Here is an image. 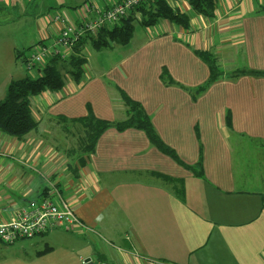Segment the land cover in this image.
I'll use <instances>...</instances> for the list:
<instances>
[{"label": "crops", "instance_id": "1", "mask_svg": "<svg viewBox=\"0 0 264 264\" xmlns=\"http://www.w3.org/2000/svg\"><path fill=\"white\" fill-rule=\"evenodd\" d=\"M119 1L95 0L101 8ZM169 2L190 14L189 28L161 19L136 41L97 51V68L86 63L80 83L68 78L62 90L31 98L37 129L22 138L0 134V222L58 190L100 233L51 229L37 235L45 236L44 253L71 251L73 264H264V77L219 80L196 101L188 91L210 75L193 47L223 56L225 70L264 69V0H217L214 17L196 14L189 0ZM18 3L0 0V8ZM60 28L42 20L32 46ZM14 56L8 49L0 57V100L18 75ZM164 68L178 85L163 82ZM108 81L143 104L186 164L202 157L203 175L152 145L142 129L108 128L85 166L46 142L49 119L80 118L89 105L100 119L123 117L126 106ZM71 232L84 239L69 243Z\"/></svg>", "mask_w": 264, "mask_h": 264}, {"label": "trees", "instance_id": "2", "mask_svg": "<svg viewBox=\"0 0 264 264\" xmlns=\"http://www.w3.org/2000/svg\"><path fill=\"white\" fill-rule=\"evenodd\" d=\"M189 4L196 14L206 17H214L216 14L217 0H189ZM137 19L140 20L139 23L143 26H153L161 19H167L186 29L190 27L191 23L190 14L172 6L169 0H147L133 8L117 23L104 26L96 34L85 35L80 38L68 56L53 55L46 65L42 66L43 72L40 76H25L21 79H14L9 83L5 97L0 100V134L7 133L22 138L37 129L39 122L33 114L31 98L46 91L62 90L68 78L80 83L84 75V65L87 63V57L84 54V43L89 40L92 46L97 49L110 47L114 44H127L134 36ZM193 50L210 68V75L204 83L197 87L188 88L194 101L219 80L234 81L244 75L264 77V69H253L247 65L227 71L222 67L218 56L212 51L197 48H193ZM17 57L22 58L23 53L18 51ZM26 59L27 57L24 61ZM161 78L166 85H178L166 68L163 69ZM108 85L110 90L119 93L121 101L126 106L125 116L123 120L100 119L95 116L89 105L87 116L73 119L75 123H79L84 127L85 132L84 137L80 138V147L83 146L79 159L81 166H85L90 161L91 154L95 152L98 139L108 128L115 127L120 131L137 128L144 130L152 145L160 151L171 156L178 163L192 169L196 175H203L202 157L196 165L186 164L177 151L162 139L153 123L152 116L143 104L132 99L117 85L111 82ZM227 127L231 132H234L231 112L227 114ZM182 194L184 195L183 189Z\"/></svg>", "mask_w": 264, "mask_h": 264}, {"label": "rangeland", "instance_id": "3", "mask_svg": "<svg viewBox=\"0 0 264 264\" xmlns=\"http://www.w3.org/2000/svg\"><path fill=\"white\" fill-rule=\"evenodd\" d=\"M81 2L82 0L67 1L62 7L57 6L55 0H35L34 2L27 1V3L23 2V0H19L17 7L11 8L10 6L7 7L4 5L2 8H0V57L4 58L8 53V49H13V54L15 55L14 57L16 63L18 64V67L16 68L19 69L16 79H21L22 76L37 77L43 72L42 68L39 69L38 67L31 70L27 69L26 63L24 61L26 57L33 56L37 51V45L34 44L32 46V44L39 41L40 37L38 36L37 29L42 20L45 21L46 26L53 25L54 12L57 11L62 16L66 14V17H68L69 21L75 24L76 17L81 10V6L79 8H71V6L78 3L81 4ZM48 12L50 13L47 16L46 22L45 16ZM38 16H41V18ZM139 21L140 20L137 19L135 22L136 30L132 41H136V35L137 39L143 35L145 27H148L141 25ZM54 34L55 33L52 32L51 37L44 40V44L49 49L46 56L47 59L51 58L53 54L51 48L56 44ZM88 42L90 43V48L84 52L87 57V65H91L89 67L96 69L99 63V53H97V51L103 50L111 52L112 50L107 47L97 49L92 46L89 40ZM209 50L215 53L218 56L219 61L222 63L224 60L223 56L218 55L212 49ZM18 51L23 53L22 58L17 57ZM242 67L244 66L238 68ZM232 68L234 67H229V70L227 69V71L235 70ZM108 82L116 85V83L112 81ZM113 93L114 91H112V94ZM124 116L116 117L115 120H123ZM73 119L74 118L68 117L66 115H62L59 120L49 119L46 126H48V128L51 130V133L44 131H42V133L45 134L47 143H50L55 148H63V150L66 149L69 160L71 159L76 166L79 163L81 149L83 147H80V138L84 137L85 132L84 127L79 123H75ZM38 125L40 126V123ZM82 232H84V230ZM71 233H74L68 238V241L71 244L78 242L75 237L84 239L82 236L83 234L81 233ZM44 239L45 236H36L31 238L27 237L18 240L14 244H5L0 241V264H45L47 259H49L52 264H73V257L69 254L72 253L71 251H67V257H64L63 253L61 254L60 251L56 253L54 252L53 254H49L47 252L44 253L47 247ZM106 240L107 239L105 238L104 241Z\"/></svg>", "mask_w": 264, "mask_h": 264}, {"label": "built area", "instance_id": "4", "mask_svg": "<svg viewBox=\"0 0 264 264\" xmlns=\"http://www.w3.org/2000/svg\"><path fill=\"white\" fill-rule=\"evenodd\" d=\"M146 1L121 0L110 7L101 8L95 0H88L82 6L75 24L69 21L66 14L62 16L58 12L55 13L54 20L60 23L61 28L55 35L56 44L51 48L52 56H68L80 38L96 34L104 26L117 23L133 8ZM48 50L44 42L38 44L36 53L25 61L27 69H40L46 65L49 60L46 58ZM58 227L69 231L80 228L100 234L93 226L82 221L72 202L64 199L56 190V193H51L39 203L20 209L13 219L0 222V241L14 244L22 238L35 237Z\"/></svg>", "mask_w": 264, "mask_h": 264}, {"label": "water", "instance_id": "5", "mask_svg": "<svg viewBox=\"0 0 264 264\" xmlns=\"http://www.w3.org/2000/svg\"><path fill=\"white\" fill-rule=\"evenodd\" d=\"M88 260H90V259H87L86 262H87Z\"/></svg>", "mask_w": 264, "mask_h": 264}]
</instances>
